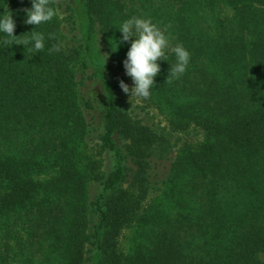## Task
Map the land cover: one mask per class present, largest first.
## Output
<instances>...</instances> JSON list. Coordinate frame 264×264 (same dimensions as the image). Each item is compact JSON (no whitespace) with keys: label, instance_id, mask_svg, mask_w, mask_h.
<instances>
[{"label":"trees","instance_id":"1","mask_svg":"<svg viewBox=\"0 0 264 264\" xmlns=\"http://www.w3.org/2000/svg\"><path fill=\"white\" fill-rule=\"evenodd\" d=\"M31 6L0 0L21 39L36 27L24 24ZM81 6L79 25L59 13L36 29L46 35L41 53L0 36V264H264V0ZM133 16L190 53L186 73L167 82L175 56L166 50L152 95L136 98L164 116L158 126L92 56L100 37L102 61L117 62L115 75L132 85L130 42L116 40ZM66 26L85 33L80 45L66 41ZM56 43L61 51L49 54ZM172 154L152 199L155 165Z\"/></svg>","mask_w":264,"mask_h":264},{"label":"clouds","instance_id":"2","mask_svg":"<svg viewBox=\"0 0 264 264\" xmlns=\"http://www.w3.org/2000/svg\"><path fill=\"white\" fill-rule=\"evenodd\" d=\"M31 8L24 9L26 18L25 25H35L29 34L17 37L15 35L16 22L13 13L5 9L0 12V36L10 45H22L26 51L33 55L43 52L45 49L46 35L37 32L36 29L59 16V10L54 8L51 0H30ZM170 27V26H169ZM122 33L120 40H116L118 48L120 45L130 42V48L126 59L123 61L125 74L132 80L130 88L123 80L120 88L125 94L132 98L147 100L152 95L155 87V79L161 72L159 60L165 61L166 50H170L175 56V63L170 64V72L167 79H180L187 71L190 63V53L181 43L171 46L170 37L166 34L168 29H161L151 18L133 16L123 21L118 29ZM53 33L47 34V39L54 40ZM134 38V39H133ZM61 45L54 44L48 49L49 54L59 53Z\"/></svg>","mask_w":264,"mask_h":264},{"label":"rangeland","instance_id":"3","mask_svg":"<svg viewBox=\"0 0 264 264\" xmlns=\"http://www.w3.org/2000/svg\"><path fill=\"white\" fill-rule=\"evenodd\" d=\"M81 1L82 0H59L58 5H59V13L63 19L69 17L70 15H75V18L78 25H79V19L82 20V6H81ZM135 11H143L144 9H141L140 5L138 2L135 3V7L133 8ZM79 18V19H78ZM67 28L65 29V33L67 35L66 41L70 44H76L80 45L81 40L84 39L85 33L81 31L79 28L80 32H73L69 28V26H66ZM103 41L100 39V37H97L93 40L91 44V49H92V56L95 59L96 63H100L101 66L106 69L107 75L110 74V79L115 81L116 83L120 84V81L124 80L123 74H118L117 76L115 75V70L118 68L117 62L113 60H104L102 61V52L100 51V47H102ZM121 56L124 55V52H119ZM120 59V58H119ZM97 84L96 88L98 87L97 81L95 82ZM131 88L132 85H129ZM97 93V92H96ZM100 98V97H99ZM99 98L97 97L98 101ZM129 100L133 101L134 107H135V114H137L141 119L145 120L146 122L153 123V125L158 126L159 124H163L164 122V116L159 113L160 111L158 110H150V109H142V103L139 102L135 97L132 98L131 96L129 97ZM139 107V108H137ZM184 135L181 134L176 138H182ZM184 140V139H183ZM175 157V154H172L168 156L165 159L158 160L156 165H155V170H153L154 177L152 179V184L150 186L151 189V194H152V199L155 197L161 195V193L164 191L165 188V181L168 178V175L171 170V166L173 163V159ZM20 227V226H19ZM23 233L24 230H23ZM25 234H23L24 236ZM134 237V230L132 228L125 229L123 232L121 238H120V250L123 251L124 253H127L128 250L131 247V243Z\"/></svg>","mask_w":264,"mask_h":264}]
</instances>
